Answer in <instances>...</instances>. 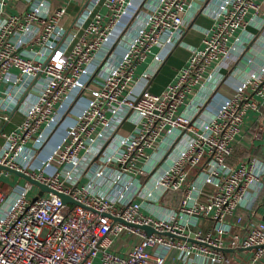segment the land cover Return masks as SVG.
Instances as JSON below:
<instances>
[{
  "label": "built area",
  "instance_id": "2783aa9c",
  "mask_svg": "<svg viewBox=\"0 0 264 264\" xmlns=\"http://www.w3.org/2000/svg\"><path fill=\"white\" fill-rule=\"evenodd\" d=\"M77 1L0 0V180L18 176L0 181V264H231L244 249L239 264H263L264 153L227 158L264 104V60L240 43L264 30V0H202L211 21L157 92L192 0ZM222 68L245 75L212 110Z\"/></svg>",
  "mask_w": 264,
  "mask_h": 264
},
{
  "label": "crops",
  "instance_id": "0c3cea01",
  "mask_svg": "<svg viewBox=\"0 0 264 264\" xmlns=\"http://www.w3.org/2000/svg\"><path fill=\"white\" fill-rule=\"evenodd\" d=\"M78 1L72 2L70 4H77ZM202 0H192V6L189 8L185 16L186 21L184 22V28L182 33H178L176 35V46L171 48L170 53L165 55L164 62L160 66V69L157 71L155 77L150 81L149 88L152 91H160L163 88V85L169 80L171 74H173L174 70L181 65L184 64L188 52L189 46L191 44L200 43L202 38V32L198 30L199 27H207L210 23V19L198 11L199 6L201 5ZM82 4V3H81ZM194 9V10H193ZM68 10L70 13L77 12V8L73 6H69ZM195 12V13H194ZM262 13L264 17V4H262L260 9V14ZM192 18L189 21V17ZM249 33H253L254 35L251 38L243 35L240 36V43L244 44V48L246 52L259 58L260 60H264V30L260 31L253 26H248ZM157 47L152 48V53L157 51ZM151 55H149L145 62L142 63L140 69H142L147 61L150 59ZM224 74V80L219 86V89L214 92L209 100L208 108L215 110L217 106L223 102L232 92L234 85L238 82L239 79L245 75L240 69H221ZM83 100H80L78 103V107L80 108ZM81 102V104H80ZM19 114L17 113L16 116ZM17 118V117H16ZM73 116L71 115V118ZM12 127L11 124H5L4 122H0V129L8 130ZM58 134L55 136L54 141L51 143L53 145L60 137V133L63 131L59 130ZM264 153V104L260 105L258 109L250 110L247 112V115L244 118V122L242 125V130L237 135V141L233 146V150L229 157L227 158V163L236 166L240 164L242 161L247 160L251 156H262ZM207 190H210V186L206 187ZM182 191H167L164 195V201L170 206H177L179 203V199L181 197ZM261 213L264 214V188L260 194V201L256 208V215ZM241 217V224L239 227H234V230H242L247 220L252 216L251 212L236 209L234 215L229 217L228 220L235 221L236 217ZM211 227V221L209 219L203 220L201 224V228L206 230ZM243 231V230H242ZM225 254L231 258V264H239L244 259L248 258L250 255V249L244 250H225ZM264 264V262H263Z\"/></svg>",
  "mask_w": 264,
  "mask_h": 264
},
{
  "label": "water",
  "instance_id": "95a60500",
  "mask_svg": "<svg viewBox=\"0 0 264 264\" xmlns=\"http://www.w3.org/2000/svg\"><path fill=\"white\" fill-rule=\"evenodd\" d=\"M11 172L13 174L19 175V176H21V177H23L25 179H28L29 181H31L32 183H34L36 186H38L40 188L39 194H41L43 190L47 189L45 185H43L41 183H38L37 181L29 178L28 176L24 175L23 173L17 172L15 170H11ZM60 196H61V198L64 201H72L69 196H65V195H62V194H60ZM33 199H35V198H33Z\"/></svg>",
  "mask_w": 264,
  "mask_h": 264
},
{
  "label": "rangeland",
  "instance_id": "374dc122",
  "mask_svg": "<svg viewBox=\"0 0 264 264\" xmlns=\"http://www.w3.org/2000/svg\"><path fill=\"white\" fill-rule=\"evenodd\" d=\"M17 179H18V176H16L15 180L14 179L12 180L9 177H3V178H1L0 181L2 182V185H6V184L12 185V184H14L17 181ZM19 181H23V179H20Z\"/></svg>",
  "mask_w": 264,
  "mask_h": 264
}]
</instances>
